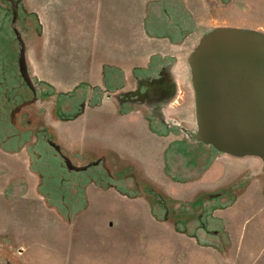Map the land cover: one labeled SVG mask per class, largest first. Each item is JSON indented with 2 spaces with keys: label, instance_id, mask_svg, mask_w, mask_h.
<instances>
[{
  "label": "rangeland",
  "instance_id": "1",
  "mask_svg": "<svg viewBox=\"0 0 264 264\" xmlns=\"http://www.w3.org/2000/svg\"><path fill=\"white\" fill-rule=\"evenodd\" d=\"M218 29L264 0H0V264H264V156L199 128Z\"/></svg>",
  "mask_w": 264,
  "mask_h": 264
},
{
  "label": "water",
  "instance_id": "2",
  "mask_svg": "<svg viewBox=\"0 0 264 264\" xmlns=\"http://www.w3.org/2000/svg\"><path fill=\"white\" fill-rule=\"evenodd\" d=\"M192 63L202 136L232 153L264 156V36L211 31Z\"/></svg>",
  "mask_w": 264,
  "mask_h": 264
}]
</instances>
